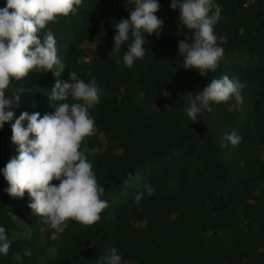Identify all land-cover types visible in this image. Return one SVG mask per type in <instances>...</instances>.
Listing matches in <instances>:
<instances>
[{
	"label": "trees",
	"instance_id": "trees-1",
	"mask_svg": "<svg viewBox=\"0 0 264 264\" xmlns=\"http://www.w3.org/2000/svg\"><path fill=\"white\" fill-rule=\"evenodd\" d=\"M158 2L162 31L145 34V55L132 68L123 63L131 36L113 51L114 24L129 17L131 0H83L41 33L54 34L64 70L57 65L13 81L6 95L20 89V99L0 129V169L18 155L11 124L21 113H54L51 90L57 81L71 82L69 72L86 83L95 77L102 90L89 109L95 130L81 150L109 206L92 226L68 221L60 233L32 212L27 193L9 196L0 173V226L11 244L0 264H102L112 248L122 264H264V0L247 7L245 0H213L224 54L206 77L185 69L178 49L180 41L193 42L194 30L180 22L171 0ZM86 44L95 47L90 54ZM225 75L245 84L240 110L228 111L234 101L213 103L193 123L187 93ZM232 131L242 137L237 146L225 139ZM146 183L155 189L151 196ZM139 192L145 195L137 206Z\"/></svg>",
	"mask_w": 264,
	"mask_h": 264
},
{
	"label": "clouds",
	"instance_id": "clouds-1",
	"mask_svg": "<svg viewBox=\"0 0 264 264\" xmlns=\"http://www.w3.org/2000/svg\"><path fill=\"white\" fill-rule=\"evenodd\" d=\"M83 0H5L0 7V129L11 122L15 115L10 110L19 102L20 89L11 96L6 95L13 81H21L32 71L53 72L64 65L58 58L56 40L52 31L41 33L49 23L59 22V17L74 14ZM134 9L127 19L114 24L113 51L131 43L123 55V63L132 68L136 59L145 55V34H159L164 24L156 13L160 10L158 0H131ZM172 10H179V20L189 30H194L193 42L180 41L178 49L183 56L185 69H195L202 77L215 72L224 49L217 45L214 25L221 9L213 0H171ZM215 13L209 15L212 9ZM227 43L226 37H220ZM70 81H57L51 90L50 99L55 102V112L41 116L39 112L21 113L11 124V142L16 145L18 155L12 157L0 169L11 197L30 199L29 207L51 229L63 233L68 221L82 226H92L101 219V213L109 206L101 197L102 187L93 171V165L81 150L85 138L95 130V121L89 109L100 102L101 89L95 77L89 82L69 72ZM245 84L227 75L212 79L202 91L188 94L189 106L185 109L193 123L203 111L211 112V104H230L228 111L240 110L244 102L241 90ZM71 97V103L66 102ZM26 122V126H25ZM232 146L241 143L236 131L225 135ZM129 178L131 173L128 174ZM54 181L56 183H54ZM127 181H125L126 183ZM145 192L151 196L155 189L146 183ZM145 192L135 195L139 206ZM11 244L6 229L0 226V254L7 255ZM24 255L31 256L30 250ZM102 264H122V257L115 248L101 258Z\"/></svg>",
	"mask_w": 264,
	"mask_h": 264
},
{
	"label": "rangeland",
	"instance_id": "rangeland-1",
	"mask_svg": "<svg viewBox=\"0 0 264 264\" xmlns=\"http://www.w3.org/2000/svg\"><path fill=\"white\" fill-rule=\"evenodd\" d=\"M94 49H95L94 45H90V44H86V45H85V50H86V52H88V54H90V52L93 51ZM88 61H89L90 63H92L91 58H89ZM88 61H87V62H88ZM54 77L57 78V74H55ZM101 139H102V137H101ZM15 146H16V145H15Z\"/></svg>",
	"mask_w": 264,
	"mask_h": 264
},
{
	"label": "built area",
	"instance_id": "built-area-1",
	"mask_svg": "<svg viewBox=\"0 0 264 264\" xmlns=\"http://www.w3.org/2000/svg\"><path fill=\"white\" fill-rule=\"evenodd\" d=\"M256 1H258V0H245V6L247 7L248 5H250Z\"/></svg>",
	"mask_w": 264,
	"mask_h": 264
}]
</instances>
